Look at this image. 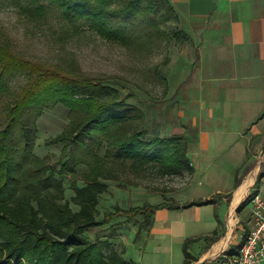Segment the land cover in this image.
<instances>
[{"label":"trees","instance_id":"obj_1","mask_svg":"<svg viewBox=\"0 0 264 264\" xmlns=\"http://www.w3.org/2000/svg\"><path fill=\"white\" fill-rule=\"evenodd\" d=\"M13 1L20 14L30 19H43L47 8L53 7L73 35L86 28L106 42L126 48L141 50L171 37L186 40L180 31L169 37L151 19L156 0H24L26 4L19 6L18 0ZM142 3L147 5L142 8ZM163 3L174 17L168 3ZM18 75L25 78V83L10 101L0 130V264H137L124 257L125 250L117 252L107 238L91 239L89 231L110 226L117 219H123L119 225L127 226L141 216L136 241L144 227L151 229L152 217L159 210L208 205L215 208L221 199L231 201L232 193H216L184 203L165 199L158 205L144 203L127 209L116 205L98 218V201L107 192L102 181L117 180L108 167L110 157L128 163L131 170L191 176L194 170L186 158V136L148 140L140 131H129L131 124H143L145 117L137 107L126 103L133 93L121 98L106 78H91L60 65L33 62L0 42V94L9 92L7 81ZM162 83L165 96V78ZM57 104L68 110V123L46 144H65L58 161L60 169L66 167L63 161L68 155L87 168L83 186L72 185L71 202L77 211L64 200L59 173L49 166L48 158L33 153L36 122L45 110ZM103 148L104 155L100 156L98 152ZM261 177L257 174L249 196L237 211L256 195ZM240 183L236 178L234 190ZM213 237L210 245L216 241ZM198 241L183 242V264L192 263L188 249Z\"/></svg>","mask_w":264,"mask_h":264},{"label":"crops","instance_id":"obj_2","mask_svg":"<svg viewBox=\"0 0 264 264\" xmlns=\"http://www.w3.org/2000/svg\"><path fill=\"white\" fill-rule=\"evenodd\" d=\"M165 1L174 12L178 31L186 38L184 44L195 49L192 58L188 49L180 53L174 50L165 72V101L172 99L179 109L178 117L186 130L178 136L184 135L188 140L186 158L194 173L191 183L182 191L168 192L162 197L178 203L209 198L216 193H232V198L230 202L221 199L215 208L208 205L159 210L153 215L152 227L144 240H176L182 249L185 240L199 239L190 249L191 264H197L216 245L223 244L222 256L236 254L247 233L250 204L236 210L238 222L232 210L238 204L233 194L250 170L245 157L251 142L264 141V0ZM241 171L245 172L240 175ZM257 174H262L257 193L264 198V162L258 163L254 180ZM225 177H230V183L218 187ZM236 178L241 183L234 190ZM193 192L198 195L192 197ZM178 195H183L184 201H177ZM171 214L176 217L169 222L166 216ZM141 221L130 224L127 231L135 235ZM187 224L195 229L186 232ZM112 226L113 223L99 230ZM212 237L216 241L210 245ZM205 246L204 254L196 259Z\"/></svg>","mask_w":264,"mask_h":264},{"label":"rangeland","instance_id":"obj_3","mask_svg":"<svg viewBox=\"0 0 264 264\" xmlns=\"http://www.w3.org/2000/svg\"><path fill=\"white\" fill-rule=\"evenodd\" d=\"M18 2V6L26 4L24 0H18ZM156 4V10L151 15V19L155 20L158 27L171 37L178 31L177 22L167 11L163 0H156ZM146 5L142 3L141 7L144 8ZM0 42L7 45L13 53L33 62L60 65L69 72L76 71L91 78H106L108 84L118 90L121 98H125L130 92L133 93L134 96L126 100V103L137 107L145 117L143 124L139 122L131 124L129 131H140L148 140L175 137L186 130L178 117L179 109L175 108L172 99L165 101L164 84L162 83L166 66L170 58H173L174 50L180 53L188 49L190 57L195 56L194 46H186L181 37H171L167 42L164 39L158 40L141 50L126 48L106 42L87 31L86 28L79 34L73 35L53 7L47 8L46 17L37 20L21 15L13 0H0ZM24 83L23 76H15L7 81L9 92L0 94V130L4 127L6 110L10 101L19 93ZM67 123L68 110L61 104H57L51 110H45L36 122L37 134L33 153L39 158H48L49 166L59 173L57 177L63 184L64 200L68 201L71 208L77 211V207L71 202L72 185L75 183L76 186H83L87 168L77 164L68 155L63 161L67 162L66 167L60 169L58 161L65 144H46L48 140L61 133ZM68 151L71 152V148ZM98 154L103 156L104 148ZM245 159L248 162L246 168L250 170L243 175V185L233 194L238 204L233 206L232 210L238 222L240 218L236 213L237 207L251 192L258 163L264 162V141L253 140ZM127 164L125 165L113 156L109 158L108 167L117 176V180L102 181L107 186V192L98 201V218L116 205L127 209L147 202L150 205L161 204L165 200L162 194L182 191L193 178L187 174L160 175L150 169L131 170ZM244 172L241 171L239 174L242 175ZM201 181L206 185L203 179ZM229 183L230 177H225L221 178V182L217 185L221 187L220 185ZM243 189L246 190L242 192ZM193 193L195 194H192V197L198 195L196 192ZM175 199L180 202L184 201L183 195L175 196ZM159 217L163 219L164 216L159 215ZM175 217L174 214L166 216L169 222ZM138 218L132 225L134 223L137 225L142 220L141 217ZM114 222L116 221H112L113 226L110 229L90 230L89 237L91 239L107 238L117 252L125 250V257L137 264H182L184 255L176 240L168 243L152 241L151 238L144 240L147 235V227H144L143 233H140L135 241V235L127 231L132 226H121L119 222ZM203 223L204 221L201 222L202 225ZM185 228L186 232L195 229L188 224ZM192 247L193 245L189 246V254ZM206 249V246L203 247L196 259L200 258Z\"/></svg>","mask_w":264,"mask_h":264},{"label":"built area","instance_id":"obj_4","mask_svg":"<svg viewBox=\"0 0 264 264\" xmlns=\"http://www.w3.org/2000/svg\"><path fill=\"white\" fill-rule=\"evenodd\" d=\"M249 204L247 233L238 252L231 256H222L223 244L216 245L197 264H264V198L257 193Z\"/></svg>","mask_w":264,"mask_h":264}]
</instances>
